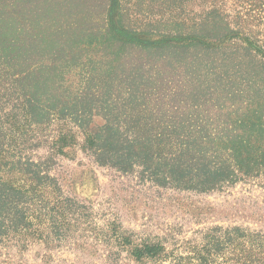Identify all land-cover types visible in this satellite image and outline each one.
<instances>
[{
	"label": "trees",
	"instance_id": "1",
	"mask_svg": "<svg viewBox=\"0 0 264 264\" xmlns=\"http://www.w3.org/2000/svg\"><path fill=\"white\" fill-rule=\"evenodd\" d=\"M246 4L257 15L234 20L223 0H0V243L76 231L87 208L34 154L64 155L74 128L99 166L158 187L264 178V37L251 27L264 0ZM116 235L138 262L164 257ZM241 239L228 230L197 260L221 264ZM247 239L264 254V235Z\"/></svg>",
	"mask_w": 264,
	"mask_h": 264
},
{
	"label": "rangeland",
	"instance_id": "2",
	"mask_svg": "<svg viewBox=\"0 0 264 264\" xmlns=\"http://www.w3.org/2000/svg\"><path fill=\"white\" fill-rule=\"evenodd\" d=\"M223 2L234 20L238 15L244 19L257 15V10L248 12L247 0ZM254 20L251 27L263 39L264 26ZM56 129H51V140L59 136ZM72 135L64 155L54 153L49 144L34 154L50 157L51 172L65 196L85 205L81 223L61 245L36 241L23 248L16 242L0 243V264H200L197 258L211 250L214 238L231 229H239L246 243L235 242L237 249L226 251L219 263L264 264L262 248L254 250L247 244L254 234L264 235V178L246 179L211 193L166 189L99 166L84 149V133L74 128ZM114 227L117 233L111 232ZM119 232L135 244L161 245L163 259L136 261L127 252L129 246L115 242Z\"/></svg>",
	"mask_w": 264,
	"mask_h": 264
}]
</instances>
